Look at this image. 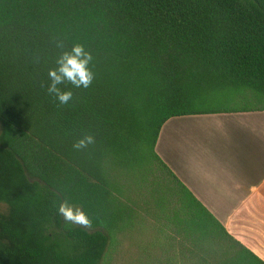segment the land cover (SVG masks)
I'll return each instance as SVG.
<instances>
[{"label": "trees", "instance_id": "16d2710c", "mask_svg": "<svg viewBox=\"0 0 264 264\" xmlns=\"http://www.w3.org/2000/svg\"><path fill=\"white\" fill-rule=\"evenodd\" d=\"M74 44L94 80L59 85L73 91L61 105L48 72ZM254 110L264 0H0V264H102L149 216L197 264H264L156 151L171 118ZM65 200L91 224L65 221Z\"/></svg>", "mask_w": 264, "mask_h": 264}, {"label": "crops", "instance_id": "0c3cea01", "mask_svg": "<svg viewBox=\"0 0 264 264\" xmlns=\"http://www.w3.org/2000/svg\"><path fill=\"white\" fill-rule=\"evenodd\" d=\"M156 151L227 231L264 261V110L171 118Z\"/></svg>", "mask_w": 264, "mask_h": 264}, {"label": "rangeland", "instance_id": "374dc122", "mask_svg": "<svg viewBox=\"0 0 264 264\" xmlns=\"http://www.w3.org/2000/svg\"><path fill=\"white\" fill-rule=\"evenodd\" d=\"M223 106L231 107L234 103ZM136 227L132 233L118 238L102 264H197V254L190 252L192 245L164 220L149 216Z\"/></svg>", "mask_w": 264, "mask_h": 264}, {"label": "clouds", "instance_id": "9594fccd", "mask_svg": "<svg viewBox=\"0 0 264 264\" xmlns=\"http://www.w3.org/2000/svg\"><path fill=\"white\" fill-rule=\"evenodd\" d=\"M93 61L91 52L85 49L82 44H74L70 50L62 52L57 59V68H53L48 72L51 80L47 91L52 95L61 105L68 104L73 99L72 90H64L59 85L64 82H69L75 88H88L93 80L94 73L90 67ZM94 143V137L91 135L79 139L73 147L77 150L86 149L88 145ZM58 214L61 215L65 221L79 224L82 226H89L91 220L87 213L79 207L73 206L67 200L61 202L58 206Z\"/></svg>", "mask_w": 264, "mask_h": 264}]
</instances>
